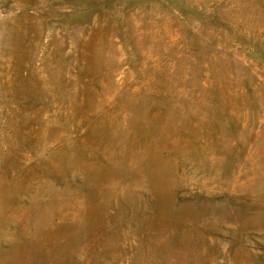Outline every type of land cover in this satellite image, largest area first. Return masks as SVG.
Segmentation results:
<instances>
[{
	"label": "rangeland",
	"instance_id": "374dc122",
	"mask_svg": "<svg viewBox=\"0 0 264 264\" xmlns=\"http://www.w3.org/2000/svg\"><path fill=\"white\" fill-rule=\"evenodd\" d=\"M0 264H264V0H0Z\"/></svg>",
	"mask_w": 264,
	"mask_h": 264
}]
</instances>
